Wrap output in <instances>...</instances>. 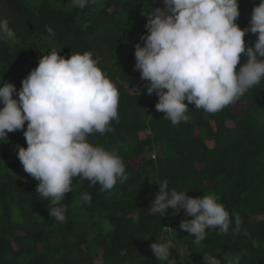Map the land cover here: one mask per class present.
<instances>
[{"label":"trees","instance_id":"16d2710c","mask_svg":"<svg viewBox=\"0 0 264 264\" xmlns=\"http://www.w3.org/2000/svg\"><path fill=\"white\" fill-rule=\"evenodd\" d=\"M63 2L0 0V20L7 19L16 34L15 41H0V87L14 83L18 98L23 79L52 49L66 58L90 53L118 90L119 119L110 122L113 131L93 132L88 140L121 157L128 179L101 191L99 184L74 177L73 191L60 202L65 220L57 221L49 215L50 198H40L39 181L18 158V146L27 147L28 121L23 130L9 132L8 144H0V264H96L99 258L100 264H205L204 256L222 264L236 257L239 264H264V79L217 113L189 104L190 119L174 125L140 91L145 80L135 68V45L143 46L148 32L144 12L162 7L161 1L97 0L84 9L63 8ZM259 3L239 0L242 28ZM257 36L247 32L246 45L254 46ZM247 59L242 54L237 71ZM165 179L170 189L191 197L215 194L230 214L228 233L208 229L197 245L180 228L193 217L171 208L154 211L151 203ZM83 193L91 195L90 204ZM171 226L177 227L168 234ZM167 240L173 242L169 259L159 261L150 245Z\"/></svg>","mask_w":264,"mask_h":264},{"label":"clouds","instance_id":"9594fccd","mask_svg":"<svg viewBox=\"0 0 264 264\" xmlns=\"http://www.w3.org/2000/svg\"><path fill=\"white\" fill-rule=\"evenodd\" d=\"M163 2V7L145 10L148 32L141 37L145 43L135 45V68L148 81L147 93L158 95L156 110L165 113L163 118L174 125L187 122L189 104L217 113L264 79V0L254 6L246 28L237 23L239 0ZM89 3L97 0H71L80 9ZM48 32L55 35L50 27ZM247 32L258 34L254 46L246 45ZM5 39L15 41L16 34L2 19L0 41ZM242 54L248 59L237 71ZM16 92L12 82L0 87V140L23 130L28 121L23 133L27 147L18 146V158L25 172L39 181L40 198H50V217L65 220L60 202L73 191L74 177L99 184L101 191L128 179L121 157L88 140L93 132L113 131L110 122L119 119L118 90L90 53L66 58L52 49L23 79L18 98ZM158 185L151 207L161 214L183 209L193 217L182 220L180 228L195 237V244L206 238L208 229L228 233L230 214L215 194L191 197L170 189L167 179ZM81 199L90 204L92 198L83 193ZM235 224L239 231V214ZM150 247L157 260L168 261L173 242H153ZM204 259L205 264H222L216 256ZM229 264H239V257Z\"/></svg>","mask_w":264,"mask_h":264},{"label":"rangeland","instance_id":"374dc122","mask_svg":"<svg viewBox=\"0 0 264 264\" xmlns=\"http://www.w3.org/2000/svg\"><path fill=\"white\" fill-rule=\"evenodd\" d=\"M38 1H41V0H38ZM64 2H63V8H69V6L71 5V2H68L67 0H63ZM161 1V6L163 7L164 6V2H163V0H160ZM50 54V53H49ZM147 83H148V81H144V83L142 84V86L140 87V91H142V92H144L145 94H146V96L150 99V100H152V101H155V102H158V100H159V97H158V95H156L155 93H153V94H151V95H149L148 93H147V88H146V85H147ZM240 106V105H239ZM238 108H240V107H238ZM147 133H149V131H147V132H144V134H147ZM207 143L208 144H210V145H212V141L211 140H207ZM0 144H4V145H6V144H8V142L7 141H5V140H0ZM163 149H158V150H156V152L153 154L154 156L155 155H157V153H158V155L160 154V152L159 151H162ZM145 160V158H141V159H136V160H134L133 162H134V164L135 165H137V164H140L141 162H143ZM180 213L182 214V213H184V210L183 209H180ZM177 226H171V227H168L167 229H169V232H167L168 234H170L175 228H176ZM177 247H179L180 248V251L182 252V253H184V252H186L187 251V247L185 246V245H180L179 246V244H175ZM101 263V258H99L98 260H96V264H100Z\"/></svg>","mask_w":264,"mask_h":264}]
</instances>
